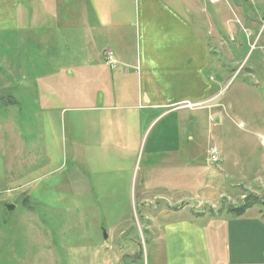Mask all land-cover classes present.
<instances>
[{
  "label": "crops",
  "instance_id": "0c3cea01",
  "mask_svg": "<svg viewBox=\"0 0 264 264\" xmlns=\"http://www.w3.org/2000/svg\"><path fill=\"white\" fill-rule=\"evenodd\" d=\"M3 6L23 18L21 53L44 54V85L48 71L59 75L51 98L66 123L70 197L106 199L111 213L146 218L150 210L142 264H264V181L252 185L244 167L227 181L220 172L228 164L208 160V147L217 148L210 121L220 107V55L246 49L240 31L238 46L218 39L224 24L232 32L233 16L221 14H236L231 0H0ZM14 101L0 105L13 119L25 109ZM9 139L21 166L25 140L17 131ZM237 186L263 199L234 216L229 209L245 198ZM223 197L229 207L217 206Z\"/></svg>",
  "mask_w": 264,
  "mask_h": 264
},
{
  "label": "rangeland",
  "instance_id": "374dc122",
  "mask_svg": "<svg viewBox=\"0 0 264 264\" xmlns=\"http://www.w3.org/2000/svg\"><path fill=\"white\" fill-rule=\"evenodd\" d=\"M231 2L237 6L236 14H221L233 16L232 32L224 24L218 39L221 46L235 42L238 46L240 31L246 49L243 53L237 50L229 58L220 55L225 65L216 72L220 107L210 121L212 144L218 149V163L228 164L220 172L225 180H236L241 175L238 170L244 167L242 174L248 182L263 186L264 0ZM14 9L0 7V105L15 104L17 97L25 109L13 119L0 108V145L7 146L0 147V264H142L146 252L143 223H149L150 210L146 218L135 210L111 213L101 202L106 199L69 196L66 123H59L57 105L51 98V86L54 91L59 75L52 76L53 70L48 71L44 85L42 74L48 70L42 67L44 54L21 53L19 34L23 18L13 17ZM8 10L10 18L4 16ZM11 127L25 140L21 166L14 159L15 150H11ZM241 160L251 163L244 166ZM240 188L234 189L237 195L240 192L245 198H262ZM222 199L217 206L231 205V199ZM5 203L14 204V209L6 211ZM188 204L192 206L193 202ZM97 210L106 212L101 214ZM134 252L140 256L133 258Z\"/></svg>",
  "mask_w": 264,
  "mask_h": 264
},
{
  "label": "built area",
  "instance_id": "2783aa9c",
  "mask_svg": "<svg viewBox=\"0 0 264 264\" xmlns=\"http://www.w3.org/2000/svg\"><path fill=\"white\" fill-rule=\"evenodd\" d=\"M210 1L216 2L218 0H210ZM105 63L111 69H115L117 67L116 59L111 50L105 51ZM208 160L212 165H217L219 162L218 150L212 145L208 147Z\"/></svg>",
  "mask_w": 264,
  "mask_h": 264
},
{
  "label": "trees",
  "instance_id": "16d2710c",
  "mask_svg": "<svg viewBox=\"0 0 264 264\" xmlns=\"http://www.w3.org/2000/svg\"><path fill=\"white\" fill-rule=\"evenodd\" d=\"M259 199L258 198H253L250 199V196L247 195L246 198L244 199V201L236 206V207H231L229 209V211L231 212V214H233L234 216H239L241 214H243V212L246 210V208H248L250 205L254 204V203H258Z\"/></svg>",
  "mask_w": 264,
  "mask_h": 264
},
{
  "label": "water",
  "instance_id": "95a60500",
  "mask_svg": "<svg viewBox=\"0 0 264 264\" xmlns=\"http://www.w3.org/2000/svg\"><path fill=\"white\" fill-rule=\"evenodd\" d=\"M4 207H5L6 211L10 212V211H12L14 209L15 205L11 204V203H5ZM104 237H106L105 234H104Z\"/></svg>",
  "mask_w": 264,
  "mask_h": 264
}]
</instances>
